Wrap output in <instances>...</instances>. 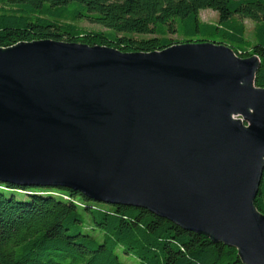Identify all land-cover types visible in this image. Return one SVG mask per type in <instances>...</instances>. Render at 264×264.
Segmentation results:
<instances>
[{"label":"water","instance_id":"1","mask_svg":"<svg viewBox=\"0 0 264 264\" xmlns=\"http://www.w3.org/2000/svg\"><path fill=\"white\" fill-rule=\"evenodd\" d=\"M259 66L214 43L0 48V183L144 208L264 264Z\"/></svg>","mask_w":264,"mask_h":264},{"label":"trees","instance_id":"2","mask_svg":"<svg viewBox=\"0 0 264 264\" xmlns=\"http://www.w3.org/2000/svg\"><path fill=\"white\" fill-rule=\"evenodd\" d=\"M203 10L217 12L218 23L202 22ZM235 17L256 23L253 42ZM81 21L105 30L87 31ZM45 40L124 53L224 45L240 58H259L255 85L264 89V0H0V48ZM255 207L264 215V171ZM0 264L245 263L237 248L144 208L97 202L69 188L0 183Z\"/></svg>","mask_w":264,"mask_h":264},{"label":"rangeland","instance_id":"3","mask_svg":"<svg viewBox=\"0 0 264 264\" xmlns=\"http://www.w3.org/2000/svg\"><path fill=\"white\" fill-rule=\"evenodd\" d=\"M200 19L202 22L208 23V24H216L219 21V15L217 12H214L212 10H203L200 13ZM235 20L238 21V23L244 24L246 27V38L250 41H254L255 39V28H256V23L252 20L249 19H241L238 17H235ZM80 25V27H82L83 29L87 30V31H93V32H100V31H104L105 28H103L101 25H98L96 23H91L89 21H81L80 23H78ZM171 38L173 39H177L180 40V37H178L177 35H171ZM210 40L213 41H222L221 39H218L217 37H211ZM225 43V42H224ZM235 119H241L244 120L242 116H234ZM245 125L248 127V123H245ZM23 196L20 195V198H22ZM122 259L124 261L129 262V259L127 258V256L122 255Z\"/></svg>","mask_w":264,"mask_h":264}]
</instances>
